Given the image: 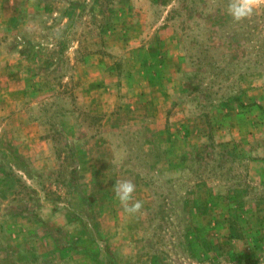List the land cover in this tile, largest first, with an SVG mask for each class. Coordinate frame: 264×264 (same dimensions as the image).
Instances as JSON below:
<instances>
[{
  "label": "rangeland",
  "instance_id": "374dc122",
  "mask_svg": "<svg viewBox=\"0 0 264 264\" xmlns=\"http://www.w3.org/2000/svg\"><path fill=\"white\" fill-rule=\"evenodd\" d=\"M229 2L0 0V264H264V8Z\"/></svg>",
  "mask_w": 264,
  "mask_h": 264
},
{
  "label": "clouds",
  "instance_id": "9594fccd",
  "mask_svg": "<svg viewBox=\"0 0 264 264\" xmlns=\"http://www.w3.org/2000/svg\"><path fill=\"white\" fill-rule=\"evenodd\" d=\"M261 8H264V0H230L227 13L234 22L240 23L251 18ZM135 190L136 186L130 180H117L112 187L115 198L128 215H136L143 207L142 201L133 199Z\"/></svg>",
  "mask_w": 264,
  "mask_h": 264
}]
</instances>
